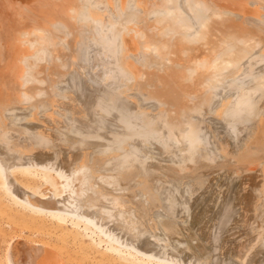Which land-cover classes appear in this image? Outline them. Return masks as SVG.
I'll list each match as a JSON object with an SVG mask.
<instances>
[{"label": "bare ground", "instance_id": "obj_1", "mask_svg": "<svg viewBox=\"0 0 264 264\" xmlns=\"http://www.w3.org/2000/svg\"><path fill=\"white\" fill-rule=\"evenodd\" d=\"M161 183L207 190L234 264H264V0H0V186L69 221L55 232L66 257L13 235L4 263L80 264L88 233L113 253L100 264H183L157 257L172 241L215 264L209 228L172 216L154 222L169 242L147 240L145 255L114 233L138 240L157 202L185 206Z\"/></svg>", "mask_w": 264, "mask_h": 264}, {"label": "rangeland", "instance_id": "obj_2", "mask_svg": "<svg viewBox=\"0 0 264 264\" xmlns=\"http://www.w3.org/2000/svg\"><path fill=\"white\" fill-rule=\"evenodd\" d=\"M152 148H149V150H151ZM149 150H146V152L147 151H149ZM143 157H145V156H143ZM156 159L157 160H159L160 159V155H158L157 157H156ZM36 161V160H35ZM38 161V162H37ZM34 164H36V165H38L39 164V162H43L41 165H45V163H52V161L53 162H55L53 159H48V158H44V159H42L41 161H39V160H37ZM43 184V182H41V180L39 179V176H38V178H37V183L35 184V187L36 186H39V185H42ZM165 184V183H164ZM164 184H159V187L158 188H160V189H164V190H166L167 189V191H169V192H171V194H172V192H173V195H171V196H169V198L170 197H174L175 199L174 200H176V199H178V200H181L182 202L183 201H185V202H183L184 203V207H183V205H181V206H179L178 205V207H177V213H180L178 216H175V215H177V213L175 214H172V215H168V212H166V210L168 209V205H167V203L164 201V204H162V203H160V202H157V206L155 207V208H153V209H151L150 210V216H152V220L150 219L149 220V222L148 223H143V224H140L139 226H141V231H139V237H138V240H135V239H132V238H130V237H128L124 232H122V234H123V237H125V238H122V234H121V230H119V229H114L113 227H112V229H113V231H114V233L117 235V236H119V238H121V240H125V243L127 242V247L129 248H131L132 250L134 249V248H132L133 246L134 247H136L135 249H140L141 247L140 246H142L143 245V248H141V249H143V251H140V252H142L144 255L147 253V250H149L148 248H149V245H148V241H152V240H164L163 241V243L165 242V241H167L168 239H165V236H164V238H163V234L162 233H159L160 232V230H158V229H156L155 228V224H154V222H157V219H158V221H159V219H161V218H163V216L164 217H168V216H172L173 217V219L176 221V222H180V221H182L183 222V224L185 225V228H186V226H187V228L188 229H191V228H193L192 230L193 231H196L197 233H199L200 232V228L201 227H205L204 228V230L205 231H207V232H209L208 231V228H209V230H210V232L209 233H207V235H208V237H209V240H211V242H209L210 243V245L211 246H209L210 248H209V250L210 251H212L213 253H214V250H215V248H216V250H215V252H217V255H218V257H220V256H222V257H220L221 259H219L218 260V257H216L217 259H216V263L215 264H222V263H225V261H226V264H234V262L231 260V258H230V256L228 255L229 254V247H230V245H231V239H230V236L228 237V232H227V228L226 227H222V226H220V224L221 223H219V218H218V216L215 214V210H212V212H211V209H213L214 207H213V203H214V199H213V197H208L209 199H207L206 200V198H205V195L208 193V191L207 190H205V191H203V192H197L196 190H193L191 187H190V185H188V184H184V186L182 187V190L181 189H179V190H176V188L174 189V187H170V186H166V187H164V186H162V185H164ZM162 186V187H161ZM164 187V188H163ZM169 188V189H168ZM184 188V189H183ZM157 189V188H156ZM161 190V191H162ZM171 190V191H170ZM174 190V191H173ZM176 190V191H175ZM184 191V192H183ZM185 191H186V193H185ZM192 193H191V192ZM196 191V193H194V192ZM176 192H177V194H176ZM174 193L176 194L175 196H174ZM185 193V194H184ZM183 194V195H182ZM186 194H188V195H186ZM191 194H193V195H191ZM198 194V195H197ZM194 195H195V197H194ZM208 195V194H207ZM186 196V197H185ZM190 196V197H189ZM200 196V197H199ZM210 196V195H209ZM7 197V198H6ZM167 198V197H166ZM180 198V199H179ZM193 198H194V200H193ZM200 198V199H199ZM4 199V200H3ZM191 199H192V202H193V204H192V202H191ZM7 200V201H6ZM10 202H9V201ZM177 200V201H178ZM189 200V201H188ZM198 200H199V203H195V202H198ZM210 200V201H209ZM201 202H203V203H201ZM207 202H209L208 204H207ZM212 202V203H211ZM186 204H187V206L189 207H186ZM213 204V205H212ZM162 205V206H161ZM164 205V206H163ZM168 207H167V206ZM190 205V206H189ZM201 205V206H200ZM207 205V206H206ZM211 205V206H210ZM2 206V207H1ZM160 206V207H159ZM196 206H197V208H196ZM205 207V209H204V213H202V212H200V213H202V215H204V216H201V214L200 213H197V210H198V208H200V207ZM8 209H7V208ZM182 207V208H181ZM206 207L207 208H209V209H206ZM212 207V208H211ZM17 208H19V209H17ZM24 208V209H23ZM6 209V210H5ZM17 209V210H16ZM26 209V210H25ZM180 209V210H179ZM195 209H197L196 210V212H195ZM4 210V211H3ZM23 210H25V212L23 211ZM173 210V209H172ZM185 210V211H184ZM207 210V211H206ZM2 211V212H1ZM8 211H9V213H8ZM17 211V212H16ZM22 211V212H21ZM28 211V212H27ZM109 211H111V210H109ZM168 211V210H167ZM210 211V212H209ZM206 212V213H205ZM3 213L5 214L6 213V216H7V218L8 217H10L11 215V219H10V222L8 221V220H6L7 218H6V216L5 215H3ZM20 213V214H19ZM157 213V214H156ZM160 213V214H159ZM182 213V214H181ZM188 213V214H187ZM191 213V214H190ZM194 213V214H193ZM195 213H197V214H195ZM213 213V214H212ZM0 214H2V215H0V226H1V224H2V226L0 227V228H4V226H5V230L2 228V229H0V231H2V233L0 232V238H2V239H0V264H5L4 263V253H5V250H6V247H7V245L6 244H9V242L11 241V239H13L14 238V236L16 237V236H19V237H22L23 239H25V240H27V241H29V242H31V243H41V244H44V245H47V246H50V247H52V248H54V249H56V250H58L59 252H61L65 257H66V253H65V251H64V245H63V242H62V240H61V237L59 238V236H57L56 235V233L55 232H57L58 230L59 231H61V229L62 228H67L68 227V223H69V221H68V223L67 222H65V223H60L61 221H58V219H53V217L51 216V215H47V214H44V213H39V212H34V211H31V210H29V209H27V208H25V207H21V206H14V204L11 202V200H10V198L8 197V195H6L5 193H4V189H2L1 188V186H0ZM11 214V215H10ZM154 214H155V216H158L157 218L154 216ZM185 214V215H184ZM210 214V215H209ZM10 215V216H9ZM22 215V216H21ZM121 216H122V214H120ZM182 215V216H181ZM184 215V216H183ZM214 215V216H213ZM261 215H264V214H262V213H260V215H259V218L260 219H262L263 217L261 216ZM4 216V217H3ZM161 216V217H160ZM191 216V217H190ZM194 216V217H193ZM48 217V218H47ZM50 217H52V219L50 218ZM187 217V218H186ZM190 217V218H189ZM204 217V218H203ZM214 217V218H213ZM216 217H217V219H216ZM2 218V219H1ZM3 218H5V219H3ZM24 218V219H23ZM192 218H193V220H192ZM14 219V220H13ZM22 219H23V221H22ZM182 219V220H181ZM185 219V220H184ZM186 219H188V220H186ZM206 219V220H205ZM211 221H209V220ZM214 219V220H213ZM264 219V218H263ZM3 220V221H2ZM11 220H12V222H11ZM195 220V221H194ZM14 221H15V223H14ZM215 221H217L216 223H215ZM7 222V223H6ZM8 222H9V225H8ZM214 222V223H213ZM259 223V225L262 223L263 224V222L262 221H258ZM4 223V224H3ZM13 223L14 224H18L17 225V227L19 226L20 227V229H19V227H18V230L14 233V234H11V233H13V230H11V227L13 226ZM19 223H21V226H20V224ZM151 223V224H150ZM192 223V227H191V224ZM199 223H201V224H199ZM209 223V224H208ZM54 224V225H53ZM66 224V225H65ZM150 224V225H149ZM194 224H195V226H194ZM205 224V225H204ZM219 224V225H218ZM25 225H26V228H24L25 227ZM189 225V226H188ZM208 227H207V226ZM213 226V228L214 227H217V228H212L211 226ZM254 225H257V223H255ZM24 226V227H23ZM65 226V227H64ZM70 226V225H69ZM194 226V227H193ZM196 226H197V229H196ZM264 226V225H263ZM9 229H8V228ZM151 227H153V229L151 228ZM191 227V228H190ZM200 227V228H199ZM207 227V228H206ZM22 228H23V230H22ZM144 228V229H143ZM264 228V227H263ZM44 229V230H43ZM211 229H213L212 231H211ZM218 229V230H217ZM220 229V230H219ZM222 229V230H221ZM226 230V232H224V230ZM11 230V231H10ZM5 231V232H4ZM27 231V232H26ZM39 231V232H38ZM59 231H58V233H59ZM159 231V232H158ZM214 231V232H213ZM26 232V233H25ZM120 232V233H119ZM212 232H213V234H212ZM216 232H217V234H216ZM219 232V233H218ZM222 232H224L223 234H222ZM258 230H257V234H258ZM6 233V234H5ZM146 233V234H145ZM150 233V234H149ZM260 233V232H259ZM2 234V235H1ZM24 234V235H23ZM121 234V235H120ZM156 234V235H155ZM209 234H210V236H209ZM7 235H9V237L7 236ZM14 235V236H13ZM85 235V236H84ZM86 235H88L87 237H86ZM125 235V236H124ZM160 235V236H159ZM219 235V236H218ZM223 235V236H222ZM3 236H5V237H3ZM12 236H13V238H12ZM53 236V237H52ZM143 236V237H142ZM157 236V237H156ZM260 242H259V245L261 244L262 246V249H264V232H262V233H260ZM7 237H8V239H7ZM11 237V238H10ZM87 239H86V238ZM147 237H150V238H148L147 239ZM152 237V238H151ZM217 237V238H216ZM220 237V238H219ZM221 237H222V239H221ZM4 238H6V239H4ZM142 238L144 239V240H142ZM159 238V239H158ZM162 238V239H161ZM213 238H214V240H213ZM227 238H228V240H227ZM262 238V239H261ZM85 239V240H84ZM90 239V240H89ZM149 239H151V240H149ZM4 240V241H3ZM79 240H80V243L82 244V245H80V249L78 250V252L77 253H74L73 255L75 256V261H79V263L80 264H82L83 263V261H84V264H100V263H97V261H96V259H94V258H97L98 260H100L101 258H103V257H106V256H108L109 254L111 255V254H113L112 253V251L109 249V247L107 246V245H104V244H102L101 246L98 244V242H97V239L95 238V236L93 237V235H91V234H88V233H80V235H79ZM127 240V241H126ZM134 240V241H133ZM148 240V241H147ZM213 240V241H212ZM36 241V242H35ZM87 241V242H86ZM145 241H147L145 244L143 243V242ZM7 242V243H6ZM46 242V243H45ZM95 242L97 243V245L95 244ZM167 242H169V240L167 241ZM229 244H228V243ZM3 243V244H2ZM83 243H85V244H83ZM137 245H136V244ZM170 243V242H169ZM169 243H166L167 244V246H169V245H171V246H169L170 248H169V250H167V249H165L164 251H168L169 253L168 254H166L165 255V252L163 251V253H161V254H157V255H155V256H157L158 258H161L162 256V258L161 259H163V261H167V260H169L170 258H176V259H178L179 261H180V263H183V264H197L196 262L198 261V260H196L195 258H192V257H190L189 255H187V254H185L184 253V248H183V245L180 243V242H171L170 244ZM174 243V244H173ZM5 244V245H4ZM129 244L130 245H133V244H135V245H133V246H129ZM142 244V245H141ZM213 244H215V245H213ZM228 244V245H227ZM2 245V246H1ZM140 245V246H139ZM145 245V246H144ZM148 245V246H147ZM175 245H178L177 247L175 246ZM5 246V247H4ZM97 246H99V247H101L100 249H99V247H97ZM139 246V247H138ZM175 246V247H174ZM179 246H182L181 248L179 247ZM216 246V247H215ZM220 246V247H219ZM104 247V248H103ZM106 247V248H105ZM145 247V248H144ZM146 247H148L147 248V250H146ZM222 247V248H221ZM5 249V250H2V249ZM94 248H96V249H94ZM173 248H175V249H173ZM219 248H220V250H219ZM105 249V250H104ZM181 249V250H180ZM222 249V250H221ZM89 250V251H88ZM108 250V251H107ZM3 251V252H2ZM95 251V252H94ZM100 251V252H99ZM137 252L139 251V250H136ZM182 251H183V253H182ZM225 251V252H224ZM87 252V253H86ZM94 252V253H93ZM103 252V253H102ZM109 252V253H108ZM171 252H172V255H170L171 254ZM224 252V254H222L221 255V253H223ZM1 253H3V254H1ZM83 253V254H82ZM93 253V254H92ZM96 253V254H95ZM141 253V254H142ZM180 253V254H179ZM218 253H220V254H218ZM225 253H226V255H225ZM257 253V252H256ZM255 253V254H256ZM103 254V255H102ZM139 255H141L140 253H138ZM142 254V255H143ZM153 254H155V253H153ZM181 254H183V256L181 255ZM253 255L252 256V261H257V256H258V254L257 255ZM82 257H81V256ZM88 255V256H87ZM97 255V256H96ZM105 255V256H104ZM141 255V256H142ZM179 255V256H178ZM126 256V259H128V260H134L133 258H128L129 257V255L127 254L126 255V252L124 253V257ZM168 256V257H167ZM86 257V258H85ZM165 257V258H164ZM180 257V258H179ZM190 257V258H189ZM228 257H229V259H228ZM91 258V260L93 259V260H95V261H92L91 262V260L90 261H86L85 259H90ZM100 258V259H99ZM168 258V259H167ZM182 258H185V260L187 259V261L185 262V260L183 259L182 260ZM225 258V259H224ZM80 259V260H79ZM165 259V260H164ZM227 259V260H226ZM137 259H135L134 261H136ZM182 260V261H181ZM189 260L191 261V262H189ZM260 260H262V259H260ZM228 261H230V262H228ZM72 263V260L71 261H69V263ZM86 262V263H85ZM88 262V263H87ZM94 262V263H93ZM228 262V263H227ZM138 263H140V264H143V263H141V261L139 262L138 261ZM74 264V263H73ZM145 264V263H144ZM259 264H261V262H259Z\"/></svg>", "mask_w": 264, "mask_h": 264}]
</instances>
